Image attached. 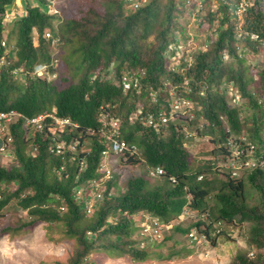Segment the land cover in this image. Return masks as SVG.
Instances as JSON below:
<instances>
[{
    "label": "trees",
    "instance_id": "trees-1",
    "mask_svg": "<svg viewBox=\"0 0 264 264\" xmlns=\"http://www.w3.org/2000/svg\"><path fill=\"white\" fill-rule=\"evenodd\" d=\"M15 1L0 0V57L5 52L2 40L15 43L13 51L4 55L11 65L0 72V112L16 110L33 117L55 110L58 118L76 125L65 130L63 139L68 145L76 139L80 144L76 151L55 155L50 128L32 131L24 127L23 119L14 122L10 132L16 163L0 162V215L16 200L33 221L15 230L31 227L35 221L61 224L76 244L67 264H90L95 252L142 263L151 252L134 238L140 215L167 223L186 210L197 211L207 215L210 223L200 219L187 229L177 226L175 230L188 237L196 229L214 239L221 235L215 232L219 222H250L248 244L258 253L254 257L241 253L236 264H264V0H253L242 22L230 5L221 4L217 13L222 17L202 13L205 6L199 25L206 23L210 37L216 38L206 40L207 50L193 51L191 63L185 61V54L171 61L175 52L169 49L179 40L188 42L186 26L179 22L185 14L193 16L196 7L187 6L185 0H146L137 7L129 0H85L87 7L75 6L64 19L46 10L47 0H34L36 5L24 0L26 13L8 24L5 18ZM179 29L178 38L174 31ZM47 32L51 38H46ZM55 41L62 42L65 56L52 52ZM52 60L66 65L67 71L60 73L57 63L52 69L60 73L56 78L33 75L37 65ZM16 68H22L19 75L13 73ZM125 75L137 78L139 87L126 90ZM171 92L189 106L160 130L144 125L141 118L151 113L170 114ZM102 114L107 120L119 119L123 138L138 146L140 155L130 157L128 164L144 161L150 168H164L166 175L156 184L143 176L133 177L116 195L114 175L88 216L84 206L91 182L102 177L99 171L108 148ZM185 126L196 127L200 136L208 137L223 160L233 140L246 154L252 151L258 166L238 178L226 169L224 180L204 176L218 171L214 166H194L186 148ZM249 182L260 193L257 205L247 202ZM10 185L15 188L9 189ZM61 207L67 210L62 212Z\"/></svg>",
    "mask_w": 264,
    "mask_h": 264
},
{
    "label": "rangeland",
    "instance_id": "rangeland-1",
    "mask_svg": "<svg viewBox=\"0 0 264 264\" xmlns=\"http://www.w3.org/2000/svg\"><path fill=\"white\" fill-rule=\"evenodd\" d=\"M47 1L49 5L46 10L57 14L63 19L77 9L75 6H79V9L87 7V0H77L76 2L75 0ZM209 1L208 4H205L206 10L197 11L195 9V11H192L193 16L185 14L179 22L181 27L186 26L188 33V42L185 45L183 44L186 49L194 48L192 49L193 51L198 49L205 51L209 47H207L208 41L206 40L208 38L213 40L216 38V36L210 37L206 23L202 26L199 25L202 11V13L211 11L215 13V16L222 17L221 14L217 13V11H221V2L219 0ZM25 2H28L29 5H36L34 0H25ZM25 2L24 0H16L15 4L8 10L9 16L5 18L8 24H12L15 19L26 13ZM75 13L77 14V12ZM181 34L180 29L174 31V35L178 36V38ZM179 42L181 44L182 40H179ZM8 43H10L9 46L11 45V48H14L15 43L13 41L9 42L7 40ZM61 45V41H55L51 50L53 53L61 51L62 55L65 56L66 52L61 49ZM183 51L180 50L178 56L171 58V61H178L183 56L185 52ZM249 58L252 59L254 56L249 55ZM56 67L60 73L63 70L67 71V67L63 63H58ZM48 72L42 76L48 79L56 78V74L52 72V69H49ZM233 95L236 101L239 102L238 95ZM199 124L201 125L202 123L199 122ZM186 128L183 129L186 133V148L191 155L194 166H200L203 169L214 166V170L218 171L217 174H214V171L206 172L207 174L204 176L213 178L217 175L220 180L226 179V165H223L222 156L213 149L216 145L208 137L200 136L196 127H193L192 130L188 128L186 130ZM86 147L87 145L82 148V151ZM107 158L108 161L105 163L110 171V177L115 175L116 178L117 186L113 192L114 195L122 193L126 189L128 180L133 177L143 176L148 178L152 184L161 181V179H152L148 176L149 167L144 161L137 165H129L125 160H122L121 155L114 156L109 154ZM0 162L6 166L16 163L12 155L10 158L1 159L0 157ZM212 163L217 164V166ZM246 171L247 169H243L238 177L246 174ZM14 188V185L9 186L11 190ZM259 200V191L249 182L247 186V202L250 205H257ZM94 203L96 204V202ZM206 217L201 216L197 211L189 212V216L178 217L170 222H165V227L162 229V237H156L152 233L153 230H150L152 232L145 230L148 223L152 225L153 220L146 217L140 220L139 218L141 217L139 216L136 220V227L139 228H137L134 238L137 241H142L141 246L151 252L148 261L139 263L128 256L123 257L95 252L89 257V262L90 264H236L237 255L246 252L250 257H254L258 253L256 249L248 244L251 230L250 222L241 223L236 220L232 224L223 225L221 235L214 239L205 238L201 236L202 234L195 231L198 240L193 243L187 236L175 230L177 226L187 229L200 219L208 221V224L210 220ZM30 221H33V219L29 217L27 211L18 206L16 200H12L2 212L0 215V264H67L75 250L76 244L74 240L66 236L63 226L61 224L48 225L35 221V224L31 227L22 228L20 231L15 230Z\"/></svg>",
    "mask_w": 264,
    "mask_h": 264
},
{
    "label": "built area",
    "instance_id": "built-area-1",
    "mask_svg": "<svg viewBox=\"0 0 264 264\" xmlns=\"http://www.w3.org/2000/svg\"><path fill=\"white\" fill-rule=\"evenodd\" d=\"M135 4V6H139L142 2H146V0H129ZM223 5H230L234 9V14L238 17V20L242 22L243 14L247 10V8L252 3L251 0H219ZM185 4L187 6L194 5L197 11H200L205 6V0H185ZM8 17V16H7ZM51 33H46V38H51ZM254 39L257 38L256 35H252ZM1 46L5 48L4 55H7L13 51V48L9 47L7 42L3 40L1 42ZM208 47V45H207ZM194 48L186 49L183 46V43L177 45L175 42L170 46V50L175 52V56L172 58H176L178 56L180 50H185V61L191 63ZM195 51V50H194ZM0 57V72L11 65V59L9 60L5 56ZM182 58V57H180ZM179 58V60H180ZM178 60V61H179ZM58 60H53L52 65L57 63ZM49 69L48 64L39 65L36 67L34 74H42L43 72H47ZM22 68H16L13 70L15 75L21 73ZM122 84L126 90H132L134 88L139 87V82L137 78H133V76L125 75L123 77ZM152 97L155 95L152 93ZM171 96L173 97V101L171 103L172 111L170 114L163 111L158 115L154 113L149 114L146 118H141V121L146 126H152L156 130H160L163 125H166L170 120L176 119V114L183 111L186 107L189 106V103L186 99L182 97H175L174 93L171 92ZM53 112H43L33 117H25L24 115L16 112H0V157L2 158H10L11 155L14 158V142L13 137L10 132V126L18 121L19 119H23L24 127L31 129L32 131H43L46 127L52 130L53 135L51 136V153L55 155H64L67 151H76L78 140H74L71 144L63 139L62 134L67 130V128L74 127V125L69 119H61L58 118ZM138 117V116H137ZM193 117V115H190ZM139 118V117H138ZM51 120V121H50ZM102 131L106 137V143L108 149L103 153L104 157H108V155H121V156H129L135 155L138 152V149L135 145H131L123 139V133L121 129V121L116 118H110L107 120L106 114H102ZM230 147L233 149L232 156L229 161V166L238 169H244L246 167H254L256 163L252 158L249 157V153H245L238 145L234 144L233 140L229 142ZM245 155L244 158H242ZM105 164V165H104ZM100 172L102 173V177L91 182V191L88 195V198L85 203V209L87 211V215L90 216L93 214L95 210L96 204L94 202H98L102 199L103 193L106 190V182L110 179V171L108 170L106 163H104ZM165 174V171L162 167H158L151 171V176L158 177ZM234 175H237V172H234ZM82 189H78L76 194L78 197L82 195ZM65 207L62 208V211H65ZM148 219V218H147ZM151 222V221H150ZM163 225L158 220H153L152 225L148 223V226L145 228L146 231L153 230V234L160 236V230ZM152 232V231H151ZM190 238L192 240H196L197 237L195 233L190 234Z\"/></svg>",
    "mask_w": 264,
    "mask_h": 264
},
{
    "label": "clouds",
    "instance_id": "clouds-1",
    "mask_svg": "<svg viewBox=\"0 0 264 264\" xmlns=\"http://www.w3.org/2000/svg\"><path fill=\"white\" fill-rule=\"evenodd\" d=\"M7 16H9V15H7ZM6 16V17H7ZM6 42H7V40L6 39H4ZM3 41V40H2ZM173 44V43H172ZM171 44V45H172ZM170 45V46H171ZM170 49V48H169ZM171 51V50H170ZM52 62H53V60H52ZM58 63V62H57ZM56 63V64H57ZM44 64H47V63H44ZM55 63L52 65V63H50V64H48L49 65V69H53V67H54V65H56ZM39 65H43V64H39ZM39 65H37V66H39ZM36 66V67H37ZM36 67H35V69H36ZM35 69H34V71H35ZM49 69H48V71H49ZM34 71H33V75H38V76H42L44 73H49L48 71L47 72H43L42 74H34ZM20 74V73H19ZM18 74V75H19ZM55 74H56V76L58 75L57 74V72H55ZM175 95V94H174ZM175 97H177L176 95H175ZM12 111H16V110H12ZM53 111H55V110H53ZM6 112H10V111H6ZM16 112H18V111H16ZM18 113H20V112H18ZM55 113V112H54ZM20 114H22V113H20ZM41 114V113H40ZM22 115H24V114H22ZM25 116V115H24ZM36 116V115H35ZM26 117V116H25ZM187 130V129H186ZM187 132V131H186ZM31 134V133H30ZM190 134V133H189ZM124 139V138H123ZM76 140H78V139H76ZM125 140V139H124ZM79 141V140H78ZM126 141V140H125ZM80 142V141H79ZM126 142H128V141H126ZM129 144H131V145H135V144H133V143H130V142H128ZM80 143H78V145H79ZM136 147H137V149H138V152H137V154H135V155H129V156H122V160H125L126 161V163H127V161H128V159L130 158V157H134V156H139L140 155V150H139V148H138V146L137 145H135ZM230 146V145H229ZM77 148H78V146H77ZM108 149V148H107ZM106 149V150H107ZM77 150V149H76ZM105 150V151H106ZM229 150H230V154H229V156H226V157H228V158H226L225 160H223L224 158H222V160L224 161L223 162V165H226L225 167V169L227 170V171H229V172H231V175L233 176V177H236V178H238V176H240L239 174H240V172L243 170V169H236V168H233V167H231V166H229V161H230V158H231V156H232V151H233V149L231 148V147H229ZM104 151V152H105ZM103 152V153H104ZM252 154V153H251ZM251 154L249 153V157L250 158H252L251 157ZM114 156H117V155H114ZM223 157V156H222ZM14 159H15V157H14ZM253 159V161H254V158H252ZM108 161V158L107 157H104V154H103V164L105 163V162H107ZM15 162H16V160H15ZM255 163H256V161H254ZM213 164V163H212ZM130 165V164H129ZM213 165H215V166H217V164H213ZM256 167L258 166V165H255ZM254 166V167H255ZM160 167V166H159ZM156 168H158V167H155V168H150L149 167V172H148V176L150 177V178H156V179H160L161 177H163V176H165L166 175V171H165V174L164 175H162V176H156V177H153V176H151V171L152 170H154V169H156ZM253 167H246V168H244V169H252ZM164 169V168H163ZM216 169H217V167H216ZM237 172V175H234V172ZM99 173L102 175V173L99 171ZM103 176V175H102ZM113 177V175L110 177V179ZM101 178V177H100ZM203 178V175L202 176H200L199 177V180H201ZM109 179V180H110ZM171 180L172 181H175V179L173 178V177H171ZM108 182V181H107ZM107 182H106V185H107ZM62 208L63 207H61V211H62ZM65 209H66V207H65ZM67 210V209H66ZM65 210V211H66ZM62 212H64V211H62ZM189 212H192V211H189V210H186L182 215H180L179 216V218H181V217H184V216H189ZM91 216V215H90ZM207 215H205V217H206ZM140 217L141 218H139L140 220H143L142 218L144 217H146V218H150V219H152V220H158L162 225H163V227H162V229L165 227V222H163V221H161L159 218H157V217H153V216H150V215H147V214H144V215H140ZM208 217V216H207ZM206 217V218H207ZM145 221V220H144ZM137 226V225H136ZM136 228H139V227H136ZM162 229L160 230V236H157V235H154V236H156V237H162ZM215 229H217V231H215L216 233H222V231H223V224L222 223H217V225H216V227H215ZM195 231H197L196 229H194L193 231H191V233H195ZM151 232V231H150ZM198 232V231H197ZM153 233V232H152ZM190 233V234H191ZM190 234L188 235V238L191 240V242L193 243V242H196L197 240H198V237L196 236V233H195V236L197 237V239L196 240H192L191 238H190ZM201 236H203V237H205V238H207V236H204V235H201Z\"/></svg>",
    "mask_w": 264,
    "mask_h": 264
}]
</instances>
